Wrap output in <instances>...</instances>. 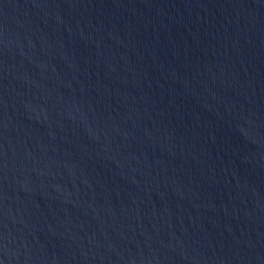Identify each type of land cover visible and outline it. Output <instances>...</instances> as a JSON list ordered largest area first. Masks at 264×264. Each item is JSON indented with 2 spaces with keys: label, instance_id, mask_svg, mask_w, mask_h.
Segmentation results:
<instances>
[{
  "label": "water",
  "instance_id": "obj_1",
  "mask_svg": "<svg viewBox=\"0 0 264 264\" xmlns=\"http://www.w3.org/2000/svg\"><path fill=\"white\" fill-rule=\"evenodd\" d=\"M0 264H264V0H0Z\"/></svg>",
  "mask_w": 264,
  "mask_h": 264
}]
</instances>
